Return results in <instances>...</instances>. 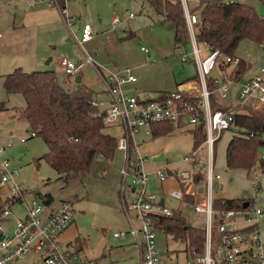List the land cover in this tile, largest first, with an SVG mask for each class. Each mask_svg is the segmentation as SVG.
Segmentation results:
<instances>
[{"label": "rangeland", "instance_id": "obj_1", "mask_svg": "<svg viewBox=\"0 0 264 264\" xmlns=\"http://www.w3.org/2000/svg\"><path fill=\"white\" fill-rule=\"evenodd\" d=\"M200 1L187 0L186 8L190 13L197 14ZM236 1L243 2L254 8L259 15H264V4L261 1ZM67 9L74 19L70 20L68 27L64 26L65 30H56L58 35L65 37L55 41V48H45L46 52H54L59 56L58 58L66 56L82 60L83 53L74 37L79 38L83 23H90L94 36L88 43H84V47L89 53L91 52L90 54L93 53L92 56L95 57L96 62L100 60L109 68H113L114 63L136 68L142 66L144 71L141 70L139 76L145 78L151 75L160 79L164 76L171 78L174 76L175 80L180 82L195 77V59L191 54L190 43L186 46L187 57H182L174 46L173 31L169 23L161 15L156 14L145 0H72L68 3ZM20 10L18 0H0V103L7 107V109H0V140L6 146L0 152V159H11L13 161L11 165L19 170L17 179L34 185L32 192L25 194L26 200L31 199L33 195L38 197L50 195L54 203L59 201L72 203L76 238L82 240L79 242L81 247L84 244L83 249L77 252L81 259H88L94 264H139V248L129 232L130 222L123 208V200L129 203L132 198L127 187L130 183L129 178L125 181L124 198L121 193L120 170L125 164L124 153L120 150L115 151L110 166L101 177L86 176L68 181L58 178L46 161L37 160L47 151L44 141L38 136L29 137L27 121L16 115L13 110L23 106L22 96L17 93L7 94L3 89V75L11 72L12 62L18 60L17 57L23 56L27 50H30L37 31L30 28L23 29L18 25L17 17L20 15ZM130 13H132L131 18H129ZM115 14L119 22L112 28V17ZM68 37H72L70 41L67 40ZM44 40V38L38 39L36 43ZM262 45L264 46V41ZM141 46L148 48L149 52L141 51ZM262 54L263 51L259 45L252 41L243 40L238 45L234 55L243 63L241 82L252 77L264 65ZM232 68L228 67L226 74L230 73ZM212 74L218 80L221 79L217 70H214ZM238 90V83L230 84L227 96L219 98L216 105L233 111H241L247 106L257 107L251 102L240 103ZM106 128L115 137H119L122 133L113 127ZM193 129L194 127L190 126L174 128L170 133L155 137L137 133L135 143H140L137 149L147 158L144 163L145 169L153 171L167 168L169 172L191 171L192 168L184 161V157L192 153L194 149ZM234 135H236L234 129L223 131L214 145L213 171L222 176V183L220 188L214 187L213 197L249 199L264 212V167L259 162H256L249 170L229 169L226 166V147ZM142 139L144 142H141ZM201 142L202 140L197 143L198 146ZM262 149L263 147L259 151L261 152ZM205 152V148L201 149V156H204ZM260 152L257 154L258 158ZM200 175L199 180H193L184 185L176 184L175 179L169 174L163 181H158L153 176L148 184V191L159 197L163 196L166 206L173 213H180L186 222L201 227L203 223L197 220L193 211V204L202 200L206 189L202 173ZM179 186L182 191L189 190L188 196H184L183 199L170 197L169 192ZM12 196L9 183L1 187L0 206L6 207L7 199ZM23 208V204L18 202L11 206L10 215L6 217V220H0L3 230L9 234L12 232L14 217H22ZM129 215L134 219V226L138 227L140 223L135 219L132 210H129ZM259 229L263 237L264 215L259 218ZM113 231H124L125 234L114 237ZM156 245L160 255L168 263L183 264L185 262L184 241L176 239L171 234L158 232ZM12 264L45 263L41 253L30 251L17 257Z\"/></svg>", "mask_w": 264, "mask_h": 264}, {"label": "built area", "instance_id": "obj_2", "mask_svg": "<svg viewBox=\"0 0 264 264\" xmlns=\"http://www.w3.org/2000/svg\"><path fill=\"white\" fill-rule=\"evenodd\" d=\"M72 0H31L33 3H44L57 10L67 26L74 19L68 13L67 5ZM184 5L186 23L189 30L191 54L195 59L196 75L185 85H178L175 90L165 92L157 97H139L129 94L124 86L133 83L137 77L130 68L106 69L103 72L94 64L93 56L86 54V62L95 67L96 73L105 84L108 100L90 99V104L102 109L105 113V127L119 125L121 135L116 137V149L124 153L125 164L120 170L122 176L121 193L124 198L125 181L129 178L128 189L132 194L129 203L123 200V208L130 222V234L134 237L140 250V264H169L159 253L156 245L158 229L155 218L170 216L173 211L165 204L164 197L148 191V184L154 176L163 181L167 174L181 183H189L194 175L202 173L206 184L202 200L193 204L197 220H200L203 234V248L186 251L183 264H264V241L259 229V218L263 210L254 203H248L245 208L215 209L213 207V190L221 187L222 176L214 173V145L223 131L234 129L235 134H243L234 126V116L231 110L213 109L211 99L218 101L227 96L229 85L235 81L226 74L228 67H236L240 62L236 55H221L217 48L208 44H200L194 35V25L198 16L186 8L187 0H181ZM132 13L129 14V18ZM119 18L115 15L112 23ZM1 35V34H0ZM93 37L90 23H83L80 36L74 37L76 43L84 50L83 44ZM263 51L264 46L259 44ZM141 51L148 53V48L141 46ZM179 53L187 57L186 47L179 46ZM219 65L225 67L219 72ZM60 65L67 75L75 74L78 65L67 57L60 59ZM217 70L221 79L214 77ZM212 82L213 86L209 85ZM239 84L238 97L240 103H254L259 108L264 104V65L249 79L236 81ZM172 123L175 128L186 126L202 128L201 144L192 153L184 157L192 170L172 171L159 168L148 171L144 167L147 158L137 149L135 135L143 133L151 135L152 126L158 123ZM31 132L30 136H34ZM22 141V140H21ZM0 143V152L5 149ZM206 149L201 156V149ZM259 159L264 160V146L259 153ZM11 159H0V188L10 184L13 196L6 202V207L0 212V220H6L10 208L15 203H22L24 214L14 217L12 232L9 234L0 225V264H12L17 257L30 251L41 253L45 264H94L88 259H79L71 249L70 239H63V233L73 223V208L70 201L54 203L45 196L33 195L26 200L25 194L31 193L34 185L17 179L19 170L11 165ZM256 179V175L254 176ZM253 184L255 185L254 178ZM169 196L182 199L184 192L172 189ZM163 200V203L160 201ZM140 225L135 227L129 215ZM114 237L125 234L124 231H113ZM178 264V263H177Z\"/></svg>", "mask_w": 264, "mask_h": 264}, {"label": "trees", "instance_id": "obj_3", "mask_svg": "<svg viewBox=\"0 0 264 264\" xmlns=\"http://www.w3.org/2000/svg\"><path fill=\"white\" fill-rule=\"evenodd\" d=\"M156 14L161 15L173 31L174 46H187L190 41L185 10L181 0H145ZM264 4V0H259ZM198 22L194 25L195 39L200 44L217 48L221 55H234L243 40L256 44L264 41V15L254 8L236 0H201L197 7ZM219 72L225 67L217 63ZM242 60L232 68L229 76L240 81L243 73ZM210 86H213L211 80ZM3 89L7 94L17 93L23 98V106L14 108L16 115L27 121L28 128L40 137L47 151L37 160L43 159L55 171L57 177L68 181L86 176L101 177L114 157L117 139L105 132L104 111L90 104L91 91L78 84L69 87L60 82L51 69L30 72L15 68L3 75ZM211 99L213 109L231 110L234 126L243 134L234 135L225 152L227 168L249 170L256 162L264 167L257 154L264 146V104L260 108L247 106L241 111L225 109ZM0 109H7L0 103ZM172 123L152 126L153 137L170 133ZM193 147L203 139L202 128L192 130ZM201 174V173H200ZM195 174L194 181L201 175ZM189 193L185 192L184 196ZM46 198L49 199V195ZM50 200V199H49ZM249 199L213 200L215 209L244 208ZM3 206H0V212ZM158 232L173 235L185 242V251L203 248V228L185 221L180 213L155 218Z\"/></svg>", "mask_w": 264, "mask_h": 264}, {"label": "crops", "instance_id": "obj_4", "mask_svg": "<svg viewBox=\"0 0 264 264\" xmlns=\"http://www.w3.org/2000/svg\"><path fill=\"white\" fill-rule=\"evenodd\" d=\"M18 2H19V5L21 6L20 15L17 17L19 20L18 25L21 26L23 29L30 28V29H34L37 31H36L35 38H34L35 40H33L34 42L31 43L30 50H27L23 56L17 57L18 60H14L12 62L13 69L11 70V72L15 68H20L23 71H26L25 69L32 68L31 70H28L26 72H30L34 70L51 69L55 71L59 81L64 83L65 85L69 87H75L78 84H81L85 86L89 91H91V98L102 99L105 101L108 100V95L105 89L104 82L102 81L100 76L96 73L95 67L92 64L86 62V54L93 55V53L90 54L91 52L89 53L86 50V48L84 47V44L82 45L84 50L78 45L83 53L82 60L81 58H76V59L69 58L72 61H74L76 65H78L77 73L70 74V75H67L64 69L60 65V59L62 57L58 58L59 56L55 55L54 52L50 53V52L45 51L46 50L45 48H49V49L55 48V45H56L55 41L56 40L58 41L60 38L65 37V36L58 35V33L56 32L57 29L65 30L64 26L65 25L67 26L65 20L60 15V13L57 10L47 6L44 3L31 4V0H18ZM117 24L114 25L112 23V28H114ZM42 38H44L45 40L42 42L40 41L39 43H36L38 39H42ZM71 38L68 37L67 40L70 41ZM89 41L85 43H88ZM91 48H93V46H91ZM148 56L147 58H149ZM93 60H94V64L98 66L103 72H105L106 69L130 68L132 73L137 77V80L133 83L126 84L124 88L127 93L136 95L139 97L154 98V97L159 96L162 93L173 91L176 89L178 85L183 86L189 81V80H184V81L178 82L175 80V77L173 75H172L173 76L172 78L169 76H164L163 78L160 79L159 77H152V75L150 77L145 78V77L139 76V73H141V70L144 71V69H142V66H139L136 68L133 66L129 67L126 64L123 65L120 63L119 64L114 63V65L112 66L113 68H109L107 64L101 62L100 60L99 62L98 61L96 62L94 56H93ZM22 67L25 69H23ZM111 127L117 129L119 132L121 131V127L119 125H114ZM105 132L110 134V132L107 130L106 127H105ZM144 136H147V135H144ZM141 142H144L143 139ZM0 143L3 144L4 142L0 140ZM139 144L137 143V145ZM175 181H176V184L178 185L179 183L183 185L185 184V183L179 182L177 179H175ZM179 187H177L174 190L182 191L181 187L180 188ZM182 192L190 193L189 190H185ZM191 193L193 194V192ZM49 199L50 201H52V197H49ZM73 226H74V220H73V223L63 233V239H70L69 242L71 244L72 251L76 253L79 259H81L77 252L83 249L84 244L82 247L80 246L79 242L82 240L76 238V234H75V230ZM74 238L76 239V241H74L75 240ZM262 239L264 241V236L262 237ZM74 246L75 248H73ZM138 259H139V264H140V250H139Z\"/></svg>", "mask_w": 264, "mask_h": 264}, {"label": "water", "instance_id": "obj_5", "mask_svg": "<svg viewBox=\"0 0 264 264\" xmlns=\"http://www.w3.org/2000/svg\"><path fill=\"white\" fill-rule=\"evenodd\" d=\"M160 202L163 203V200H161ZM247 205H248V202H245V203L243 204V207L245 208V207H247Z\"/></svg>", "mask_w": 264, "mask_h": 264}]
</instances>
